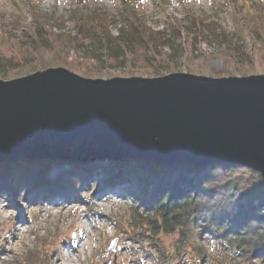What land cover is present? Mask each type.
I'll return each mask as SVG.
<instances>
[{
    "label": "trees",
    "instance_id": "trees-1",
    "mask_svg": "<svg viewBox=\"0 0 264 264\" xmlns=\"http://www.w3.org/2000/svg\"><path fill=\"white\" fill-rule=\"evenodd\" d=\"M229 2L230 29L210 18L192 17L178 25H172L171 19L166 30H155L135 18L132 9L129 14L126 11L124 24L113 32L110 15L98 7L90 13L72 11L77 28L74 36L51 32L48 21H58L59 17L31 5V22L26 27L31 41L20 44L5 36L0 40V79L56 66L86 77L118 76L112 69L120 71V76H159L176 71L179 65L193 74L219 77L228 73L264 74V5L254 0ZM261 17L263 21H259ZM194 31L200 38H210L220 45L216 57L224 62L221 71L212 68V54L201 52L197 36H192ZM180 35L181 43L175 45L174 39ZM71 49L78 50L79 56L69 61L63 55L67 57ZM66 165L81 166L85 171L74 173L71 168H60ZM51 169L56 170L54 185L45 178ZM97 174L100 181L120 188L121 195L131 197L135 207H143L150 214L154 233L144 228L139 233L149 246L153 244L158 256L163 247L158 234L175 233L181 245L202 254L200 234L206 231L231 258L264 260V179L258 171L237 163L159 166L118 158L73 162L21 158L0 163V190L11 185L25 197L37 186L43 203L50 194L76 195L85 179ZM150 238L152 241H148ZM175 247L178 252L179 247ZM31 254L27 253L29 257ZM44 260L42 256V264Z\"/></svg>",
    "mask_w": 264,
    "mask_h": 264
},
{
    "label": "water",
    "instance_id": "water-1",
    "mask_svg": "<svg viewBox=\"0 0 264 264\" xmlns=\"http://www.w3.org/2000/svg\"><path fill=\"white\" fill-rule=\"evenodd\" d=\"M52 157L237 163L264 179V74L86 77L56 66L0 79V161Z\"/></svg>",
    "mask_w": 264,
    "mask_h": 264
},
{
    "label": "rangeland",
    "instance_id": "rangeland-1",
    "mask_svg": "<svg viewBox=\"0 0 264 264\" xmlns=\"http://www.w3.org/2000/svg\"><path fill=\"white\" fill-rule=\"evenodd\" d=\"M229 1L231 0H0V32L6 34H2L0 40L5 36L8 41L16 40L20 44L31 41L26 32V27L31 22V5L45 14L59 17L58 21H48L47 26L51 32L74 36L77 28L71 19L72 11L90 13L98 7L110 15L109 28L113 32H117L124 24L126 11L129 14L132 9L135 11V18L155 30H166L167 22L171 19H174L172 25H178L180 21L186 22L192 17L197 20L210 18L230 29L232 7ZM254 1L264 5V0ZM128 17V21H131L132 17ZM261 20L262 17L259 21ZM195 33L194 31L192 36H197L201 52L212 54V68L221 71L224 62L216 57L220 45L210 38L204 40ZM180 38L181 35L175 37V45L181 43ZM78 56L79 51L76 49H71L67 57L63 55L69 61L76 60ZM110 71L114 75L121 73L114 69ZM176 71L185 69L179 65ZM63 158L59 159L64 162L96 159ZM64 167L73 169L74 173L85 171L81 166L66 165L60 168ZM55 172L56 170L51 169L45 175L52 185L55 184ZM7 181L10 185V180ZM20 193L11 185L0 190V264H15L16 260L20 262L18 264H42V256L45 257V264H264V260L260 259L246 262L240 258H231L228 250L223 249L206 231L200 234L202 254L183 243L181 245L175 233L158 234V241L163 245L158 256L153 244L149 246L146 238L139 233L144 229L149 234L154 233L149 225L150 214L143 207H135L131 197L121 195L120 188H111L109 183L100 181L98 174L86 178L72 197L65 194L54 197L55 194H50L48 197L54 199L42 203L41 194L35 196L31 193L23 197ZM42 195L47 196L45 193ZM53 201L55 205L51 204ZM139 236L143 239H139ZM150 240L152 241L151 238L148 239ZM113 241L114 248L111 247ZM174 245H177L175 248L179 247L178 252ZM31 252L29 257L27 253Z\"/></svg>",
    "mask_w": 264,
    "mask_h": 264
},
{
    "label": "bare ground",
    "instance_id": "bare-ground-1",
    "mask_svg": "<svg viewBox=\"0 0 264 264\" xmlns=\"http://www.w3.org/2000/svg\"><path fill=\"white\" fill-rule=\"evenodd\" d=\"M52 158H54V159H59V158H56V157H52ZM65 158H67V160H68V159H70V160H71V159L77 160V157H73V158H71V157H65ZM65 158H63V159H65ZM101 158H102V157H98V159H101ZM81 159H83V157H81ZM81 159H79V160H81ZM72 162H73V161H72ZM0 163H3V161H0ZM36 187H37V186L34 187L35 190H32L33 192L35 191L34 193L32 192L33 195H35V196L40 194V190L37 191L38 188H36ZM56 196H57V195L55 194L54 197H56ZM54 197H48V198L46 199L45 202H47V201H52V200L54 199ZM40 198H41V197H40ZM51 204H52V205H55V202L53 201ZM85 217H87V216L85 215ZM21 219L23 220V217H21ZM22 220H21V221H22Z\"/></svg>",
    "mask_w": 264,
    "mask_h": 264
}]
</instances>
